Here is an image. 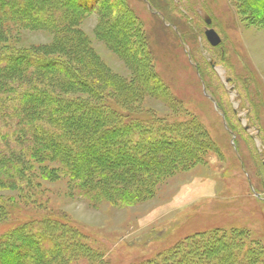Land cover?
<instances>
[{"label":"rangeland","instance_id":"374dc122","mask_svg":"<svg viewBox=\"0 0 264 264\" xmlns=\"http://www.w3.org/2000/svg\"><path fill=\"white\" fill-rule=\"evenodd\" d=\"M1 16L0 56L18 61L0 73L9 264L41 252L64 254L54 264H163L176 248L184 264H264V0H0ZM63 64L69 89L57 80ZM34 85L91 123L29 110ZM100 103L140 119L93 155L55 149L95 140ZM123 166L125 178L111 175Z\"/></svg>","mask_w":264,"mask_h":264},{"label":"trees","instance_id":"16d2710c","mask_svg":"<svg viewBox=\"0 0 264 264\" xmlns=\"http://www.w3.org/2000/svg\"><path fill=\"white\" fill-rule=\"evenodd\" d=\"M39 14H42V13L39 12ZM3 17H6V16H1L0 17V20ZM15 58L16 57H14V55H11V54H4V55L0 56V61L1 60L4 61V63L0 62V73L3 70L5 72V71H8L9 69H12L15 66V63L16 64L18 63V61ZM29 61H30V63L33 64L32 65L33 67H36V68L37 67H40V68L42 67L41 64L43 62L41 60H38V59H35V58H29ZM28 66H29V64H28ZM62 67H63L62 68L63 69L62 70L63 75L61 77H59V78L57 77V80H59V81L61 80V83H63L62 88H67L68 87V89H69V88H71V87H73L75 85L73 82H71V80L73 78H75V77L73 76V72L70 69V66H67V64H63ZM64 77L67 80L64 79ZM74 80L77 81V79H74ZM145 81L147 82V80H145ZM4 88H5V86H3L0 83V89L2 90ZM147 89H148V87H147ZM62 91H64V90H62ZM91 95L94 96L95 94L93 93ZM57 103L62 104L61 106H63L65 104L66 106H69V107L68 108H61L59 105H56ZM28 105H29V110H36L38 112L39 109H41L42 114L46 115L49 119H52L53 121H57L58 123L65 124V121L64 120H66L68 123H70V122L75 123L76 120H79L80 122L82 121V122H90L91 123L89 117L86 118L85 115L84 116H81V117L78 116V118H76L77 116H74L72 114V109H73L72 107H75V101H73V100L72 101L71 100H65V97H62L61 95L56 94L54 91H49L48 88H47V90H43L42 88H40L39 86H36V85H34V87L32 86L31 88L29 86V104ZM81 105H83V103ZM99 106L101 107L100 109H98L96 107H94L93 109H91L92 112L97 116L96 118H99V119L96 120L97 123L98 124H102V125H99V127H96V129H94L95 130L94 132L91 131L92 137H90V140L91 139H94L93 137H96V138H95L94 141L92 140L93 142H91V143L89 142L90 144L88 143V146H90V147L87 146V143L86 142L85 143L83 142V144H85L86 146L84 145V147H78V146H73V145L72 146H68V145L66 146L62 142H59L58 141L59 142V146H55L54 148L55 149H58V150L63 149L65 151H67L65 154H67V156H69V157H70V153H73L74 152L73 150L77 151V152H75V154L77 156L82 151H85V153L90 152L92 154V152H91V149L92 148L91 147L92 146L93 147L96 146L99 143L98 140H102L104 142L105 141V138H107L109 140H112V141H115L116 142V136H117L116 134H119V132H120V135H122V136L119 137L117 140H119V139L124 138V137L127 136V132H126L127 130H126V127H125V124L127 122H129L127 124L137 123L139 121V119H140V116L135 115L132 112L119 111L116 107H114L113 105L108 104V103H100ZM99 106H97V107H99ZM43 110H44V112H43ZM47 111L49 113H47ZM100 112H103V113L105 112V114H103L104 115L103 118H102V116L100 117ZM111 112H112V115H111ZM106 125L107 126L110 125L112 129L111 128H109V129L105 128ZM101 126H103V128H101ZM101 129H103V130H101ZM73 130H75V129H72L70 131L72 132ZM96 134H98V136H96ZM101 134H102V136H100ZM156 134L158 135V133H156ZM88 135H90V132L88 133ZM110 137H111V139H110ZM60 141H62V140H60ZM107 143L109 144L110 142L107 141ZM55 144H57V143H54V145ZM203 145H204V143H203ZM194 157L196 158L195 155H194ZM101 168H105V166L102 165V166L97 167L96 169H100V172H101ZM132 168H131L130 172L131 171H134L136 168L138 170L139 167L137 166V167H132ZM145 168L146 167H144L143 169L141 168L140 173L141 172H145V171L148 172L147 171L148 169L146 168L147 169L146 170ZM86 169H87L86 171H85V169H83L81 171H84V173H83L84 174V177L85 178H88L89 175L92 172L90 170H95V169L94 168L92 169L91 166H90L89 169L88 168H86ZM126 170H127L126 167L124 168V166H123V167H121V171L115 170V171H111L110 173H111V175L113 174L114 177L125 178V176L127 175ZM43 222H44V224L47 225V227H51V226H57V227L58 226H63V225L60 224V221L53 220L50 217L49 218H46L45 220H43ZM200 241H202L203 242V245L205 246L204 239H202ZM6 243L10 245L9 240H1L0 241V245H5ZM197 243L198 242H196L195 244H197ZM66 246H67V244H65L61 248V249H64L63 250V251H65L64 253L71 252L72 247L71 248L69 247L70 248L69 249L68 247L66 248ZM190 248H188L187 250L188 251L191 250ZM0 249H1L0 250V264H9L10 262L8 260L10 258H7L6 257L7 256L6 254L9 252V250H8L9 248H7L6 246H4V247H0ZM192 249H194V246H192ZM175 250L173 251L174 257L172 259H169V260L165 261L163 264H184V263H182V261H184L183 260V256H184L183 249L176 248ZM6 251H7V253H6ZM59 255L60 254H56L54 257L51 258V257L45 256V255L42 256V252H41L40 255H39V257L36 260H34V263L33 264H54L56 262L57 258H60V257H63L64 256V254L62 256H59ZM178 256H180V257H178ZM184 259H185V257H184ZM187 259H189V257H187ZM191 260H193V262H195V264H203L205 262V260H203L202 257H200L199 259H197V258H193V259L190 258V261ZM57 264H59V263L57 262ZM63 264H66V263H63ZM158 264H162V263L158 262Z\"/></svg>","mask_w":264,"mask_h":264},{"label":"water","instance_id":"95a60500","mask_svg":"<svg viewBox=\"0 0 264 264\" xmlns=\"http://www.w3.org/2000/svg\"><path fill=\"white\" fill-rule=\"evenodd\" d=\"M208 24H210V21H208ZM205 35L213 47H216L221 43V38L214 29H207Z\"/></svg>","mask_w":264,"mask_h":264}]
</instances>
